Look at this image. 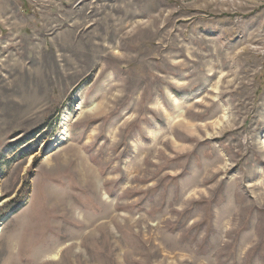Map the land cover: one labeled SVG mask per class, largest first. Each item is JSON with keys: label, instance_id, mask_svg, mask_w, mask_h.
Returning <instances> with one entry per match:
<instances>
[{"label": "rangeland", "instance_id": "374dc122", "mask_svg": "<svg viewBox=\"0 0 264 264\" xmlns=\"http://www.w3.org/2000/svg\"><path fill=\"white\" fill-rule=\"evenodd\" d=\"M4 216L0 264H264V0H0Z\"/></svg>", "mask_w": 264, "mask_h": 264}, {"label": "bare ground", "instance_id": "6f19581e", "mask_svg": "<svg viewBox=\"0 0 264 264\" xmlns=\"http://www.w3.org/2000/svg\"><path fill=\"white\" fill-rule=\"evenodd\" d=\"M78 94V92L76 93V95ZM60 126H59V131L58 133L53 137V139H51L48 144L47 147L44 150V153L55 150L57 147H59L68 137V131H67V124L69 121V117L67 114V110L65 109V112L61 115V119H60ZM28 203V199H24L22 204H27ZM6 219V216H4L3 218L0 219V225L4 222V220Z\"/></svg>", "mask_w": 264, "mask_h": 264}]
</instances>
